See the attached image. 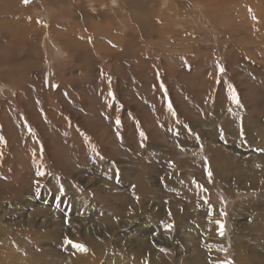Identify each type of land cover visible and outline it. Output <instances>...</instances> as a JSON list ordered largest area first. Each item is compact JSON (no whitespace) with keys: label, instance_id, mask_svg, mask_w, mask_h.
<instances>
[{"label":"rangeland","instance_id":"1","mask_svg":"<svg viewBox=\"0 0 264 264\" xmlns=\"http://www.w3.org/2000/svg\"><path fill=\"white\" fill-rule=\"evenodd\" d=\"M104 1L0 0V264H220L216 248L234 263V247L264 260L253 242L264 196L248 203L264 193V119L243 144L220 136L219 112L208 119L210 100L231 104V86L264 117V0ZM93 40L100 51L87 56L77 43L91 51ZM159 100L202 145L233 156L231 177L249 178L203 185L192 168L182 178L205 199L166 230L160 220L170 207L188 214L189 196L166 181L179 177L182 139Z\"/></svg>","mask_w":264,"mask_h":264},{"label":"bare ground","instance_id":"2","mask_svg":"<svg viewBox=\"0 0 264 264\" xmlns=\"http://www.w3.org/2000/svg\"><path fill=\"white\" fill-rule=\"evenodd\" d=\"M97 1V0H96ZM106 1V0H105ZM104 1V2H105ZM112 1V0H111ZM151 1V0H150ZM162 1V0H161ZM14 3V1H12ZM75 2V1H74ZM108 2V1H107ZM159 2V0H158ZM164 2V1H163ZM171 2V1H170ZM88 3V2H87ZM110 3V1H109ZM156 3V2H155ZM167 3V2H166ZM106 4V3H105ZM112 4V3H111ZM17 5V4H16ZM15 5V7H16ZM103 7H104V4H102ZM14 5H11V10L7 13H9L11 16V12L13 10V7ZM71 6V5H70ZM113 6V5H112ZM116 6V5H115ZM163 6V5H162ZM68 7V6H67ZM114 7V6H113ZM21 8V7H20ZM69 8V7H68ZM161 8V7H160ZM18 9L21 10L20 11V14L23 13L25 14L26 10L23 11V9H19V8H16V10ZM93 9V7H92ZM168 10V9H167ZM233 11V10H232ZM14 12V10H13ZM15 13V12H14ZM15 14H18V12H16ZM15 14L13 16H15ZM70 14V13H69ZM27 15V12L26 14ZM12 16V17H13ZM28 16V15H27ZM24 17V15H23ZM22 17V14H21V22L23 23V21H25V19ZM55 17V16H54ZM70 17V16H69ZM75 18H78L76 16H73ZM2 18V17H1ZM19 18V17H18ZM58 20L60 19H66L68 20V24L67 25H63L64 27L62 28L63 31L65 32V28H69V29H72L74 30L73 28H75L74 24H69V22L72 20V19H68V16H65V17H58ZM3 19V18H2ZM10 19V18H9ZM27 19V18H26ZM33 19V18H32ZM55 19V18H54ZM1 20V19H0ZM18 20V19H17ZM20 20V19H19ZM34 20V19H33ZM70 20V21H69ZM4 20H2L3 22ZM8 21V20H7ZM11 21V19L9 20ZM16 21V20H15ZM27 21V20H26ZM73 21V20H72ZM6 22V21H5ZM34 22V21H33ZM28 27L31 26V20L30 21H27V23H25ZM31 24V25H30ZM4 25V24H3ZM23 25V24H22ZM8 26V25H7ZM21 26V25H20ZM24 26V25H23ZM73 26V28H72ZM56 27V26H54ZM24 28H26V26H24ZM23 29V28H22ZM3 30V29H2ZM52 30V28H51ZM23 31H21L20 33H22ZM2 33V31H1ZM7 32H5V35H6ZM19 33V34H20ZM18 34V35H19ZM78 35V34H77ZM59 37L60 38H64V41L66 43L68 38L66 37L65 33L62 32V30L59 31ZM13 40V39H12ZM14 42V41H12ZM78 47L82 50V51H85V55L87 56H90L91 54H94V52H99V48H98V45L96 44L95 40L92 41V50L89 51L87 49V46L85 45H81V44H78ZM65 49V48H64ZM58 50V49H57ZM66 50V49H65ZM115 50V49H114ZM87 51V52H86ZM58 52V51H57ZM96 54V53H95ZM1 65H0V70H1ZM92 73V72H91ZM103 79V78H102ZM105 80V79H104ZM101 84V83H100ZM90 86H92V83H90ZM102 87V85H100ZM105 88H108L109 89V86L105 83ZM229 91L231 92L230 94L232 95V98L234 96V88L231 86L229 87ZM111 89V88H110ZM99 91H101V96L102 97H106V99H108V93L107 91L105 90L104 92L102 91V89L100 90H97L96 92L98 93ZM108 96V97H107ZM236 96V95H235ZM237 97V96H236ZM112 100V99H111ZM243 100H240L239 103L237 104L236 102H234V100H232L231 104H228L227 108L225 107L223 109V106L222 107H219V102H216L214 106H212V103H214V100H210L209 101V104L210 106L209 107H212V110H210V117L208 118L210 122H215V120L218 121V117H217V113L219 112L221 114V118L219 120V124H218V129L216 127V129L218 130L220 136L222 135H226L224 137H227L231 140H234L237 144H243L245 143V138H251V136H254L255 135V126L256 125H261L263 126V119H258L256 116L254 115H250V110L248 111L247 110V106L245 107V102H242ZM107 100L103 101V104L107 105ZM156 108H157V113L159 115H161L163 118L165 117V120L166 119H169L171 122H172V127L175 129V133L177 132L179 135H176L179 137V139L181 138L182 141L180 142V144H176L178 145V148H180V150L178 151L180 153V155L182 157H179L181 159L178 160V163L180 164L177 169H178V174H179V177L175 178V179H171V178H166V181H171L172 184L173 183H176V187L181 190L182 193H184L185 195L189 196L188 198V202H189V206L187 208L188 210V214L184 212H180L181 208H176V207H170L167 212L165 213L166 215L163 217L162 220H160V224L163 227V230H166L167 227L169 226H174V224L176 223H182L184 219H187L190 215L189 214H194L195 213V210H194V206L196 204L197 201L199 200H203L205 199V196L201 195L199 190H197L195 188L194 185H188L184 182V179L182 178V176L184 175H187L188 177V172L191 171V169L193 168L194 169V172L192 171V173H195L196 176H197V182H200L202 183L203 185H212L214 183L215 180L217 179H220L223 183H227L229 181H232V179L234 178L235 180H239V179H244L247 181V179L249 178H245V176L241 178V176L239 177H231L233 176L235 170H236V166L234 164V160H233V156L229 155V154H224V151L222 150V148H220L219 146L216 147L214 146L213 144L209 145L207 143H201L200 139L198 137H195L193 134H191V132L189 133L188 131H186L184 128L178 126L176 123H175V120L177 119L176 116L172 113V110L169 109L165 103H162L161 104V101H156ZM104 105V106H105ZM219 107L217 110H215L216 108L215 107ZM249 109V108H248ZM246 110V111H245ZM160 116V118H161ZM163 118H162V122H163ZM262 120V121H261ZM120 121V120H119ZM149 121V120H148ZM165 124V122L163 123ZM150 126V125H149ZM217 126V125H216ZM164 127V126H163ZM192 127V126H191ZM242 127V130H243V135L241 137H239L240 139L239 140H236L235 137L238 136V131H239V128ZM250 127V129H249ZM166 128V127H165ZM163 128V129H165ZM168 130H171V129H168ZM167 130V131H168ZM247 130V132L245 131ZM166 131V129H165ZM164 131V132H165ZM170 134V132H169ZM173 134V133H171ZM203 134V133H202ZM174 135V134H173ZM263 135V136H262ZM261 136V144L264 142V134H262ZM212 137V136H211ZM168 138V137H167ZM171 138V137H170ZM173 138V137H172ZM176 138V137H174ZM173 138V139H174ZM237 138V137H236ZM98 139V138H97ZM172 139V140H173ZM177 139V140H179ZM213 139V138H212ZM211 140V139H210ZM214 140V139H213ZM228 140V139H227ZM230 140V141H231ZM196 146H198L197 149H194ZM88 147V146H87ZM91 148V146H89ZM114 147V146H113ZM158 147V146H157ZM155 148V147H154ZM85 149V148H84ZM156 151V150H154ZM160 151V150H159ZM90 152V150H89ZM91 153V152H90ZM105 153V152H104ZM188 153L192 156V158H190V156H188ZM157 155H160V154H157ZM188 157L191 161V163L188 160ZM236 159V158H235ZM98 160V159H97ZM100 160V159H99ZM98 160V161H99ZM106 160V159H105ZM187 161V162H186ZM226 162V165L227 166V170H224L223 171V168H221V164L224 165L223 162ZM230 161L231 164H229L228 162ZM94 163V162H93ZM102 163V162H101ZM104 163V162H103ZM237 163V162H236ZM97 164V163H96ZM100 164V163H99ZM181 164H184V165H181ZM239 164V163H237ZM95 165V164H93ZM107 164H105L106 166ZM186 165L188 167H190V170L186 168ZM224 165V166H226ZM241 165V164H240ZM246 165V164H245ZM249 165V164H248ZM104 166V165H103ZM192 166V167H191ZM194 166V167H193ZM57 167V166H56ZM108 167V166H107ZM239 168V167H238ZM248 168V167H247ZM176 169V170H177ZM90 170V169H89ZM180 170H182L183 172H180ZM196 170V171H195ZM113 171V170H112ZM209 172L211 173V176L209 177ZM249 172V171H248ZM190 173V172H189ZM224 173L226 174V176L224 175ZM241 181V180H239ZM237 181V182H239ZM259 182H257L256 184H250V187L252 186H255L257 185ZM172 184L170 186H172ZM235 184V183H234ZM170 186L168 187V190L167 192L170 190ZM247 189L249 187H246ZM178 191V190H177ZM176 191V193H177ZM96 195V194H95ZM175 195V193H174ZM179 195V194H178ZM228 195V194H227ZM261 197L256 199V200H249L248 203L250 205H258L261 203V199L262 197L264 196V193L263 194H260ZM99 196V195H98ZM98 198V197H97ZM184 198V197H183ZM100 199V198H99ZM176 199V198H175ZM187 200V198H185ZM184 199V200H185ZM101 201V200H100ZM140 201V200H139ZM176 201H178L176 199ZM264 201V199H263ZM183 202V201H182ZM108 203V202H106ZM105 203V204H106ZM84 204V203H83ZM97 205V204H96ZM107 205V204H106ZM248 205V204H247ZM98 206V205H97ZM187 206V205H186ZM241 207L243 206V204L241 203L240 205ZM106 207V206H105ZM235 210H237V205H235ZM185 209V208H184ZM171 212H174V213H171ZM236 215L239 214V212L236 211ZM243 213L241 212L240 213V217ZM234 215V214H233ZM233 221L235 219H237V217L234 215L233 217ZM257 227H253L254 229H263L264 230V225L260 222V221H257ZM249 230V229H248ZM242 232V231H241ZM39 233V232H38ZM17 238V237H16ZM55 239V238H54ZM60 240V239H59ZM58 240V242H59ZM255 243H259L260 244V247L259 248H264V238H261L259 237V240L258 241H253ZM33 243V242H32ZM209 247V244L207 243V248ZM197 250V248H196ZM228 250L227 249L226 251L223 249V248H216L215 251V259L218 260V262L220 264H264V260L262 261H256L254 260L252 257V259H250L249 257L246 258V259H242V255H240V252H238V248L236 249V247H234V251L236 253V258L234 260V263H231V258L230 256L228 257ZM232 250V249H231ZM247 250V249H246ZM205 251V249H203L202 251L200 250V247L198 246V251L197 252H203ZM255 251V250H254ZM134 253V252H133ZM123 254V253H122ZM127 254V253H126ZM87 258V257H85ZM122 258V256H121ZM127 258V257H126ZM131 258V257H130ZM128 259V258H127ZM91 259H88V262L90 261ZM93 260V258H92ZM90 261L89 263H93V261ZM80 264V259H76V258H73L71 260H69L66 264ZM150 264V263H148Z\"/></svg>","mask_w":264,"mask_h":264},{"label":"snow or ice","instance_id":"3","mask_svg":"<svg viewBox=\"0 0 264 264\" xmlns=\"http://www.w3.org/2000/svg\"><path fill=\"white\" fill-rule=\"evenodd\" d=\"M28 0H25V3H27ZM221 72H223V68L220 69ZM233 100L234 102H236L237 104L239 103V99L238 97H236L235 95L233 96ZM38 175H44L43 172H38ZM211 176V173L209 172V177ZM205 203H207V201H205ZM217 223H219V221H217ZM170 227V226H169ZM223 228V225L221 224V229ZM221 234H223V232H221ZM67 239V238H66ZM67 243L72 245V247L80 250V251H87L86 247L82 244H79V243H75L73 242L72 240L70 239H67Z\"/></svg>","mask_w":264,"mask_h":264}]
</instances>
